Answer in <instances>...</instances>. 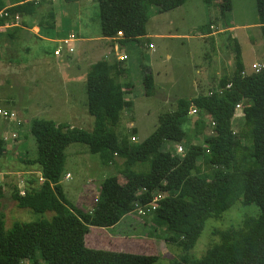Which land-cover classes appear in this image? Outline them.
<instances>
[{
    "label": "trees",
    "instance_id": "1",
    "mask_svg": "<svg viewBox=\"0 0 264 264\" xmlns=\"http://www.w3.org/2000/svg\"><path fill=\"white\" fill-rule=\"evenodd\" d=\"M68 1V0H67ZM188 0H98L101 35L106 39L122 34V45L147 36L149 6L160 14L185 5ZM217 0H202L210 10ZM223 19L232 11L231 0H220ZM47 0H29L8 9L11 16L22 19L39 15ZM259 25L264 38V0H256ZM3 7L0 5V12ZM48 14V15H47ZM39 28L44 34L54 30L55 15L51 11L41 17ZM212 21L206 25L209 32ZM12 31L11 39L15 38ZM235 72L222 78L216 90L191 100L177 102L175 112L159 118V125L141 144L130 143L118 135L116 127L133 102L125 99L131 85L123 82L128 69L122 62L101 61L87 75V109L94 118V129L85 131L50 120L34 121L30 133L37 143V158L24 163L37 167L43 179L34 188L28 181L25 196L16 190L12 199L19 209L38 213L52 212L51 221L16 223L10 231L0 216V264H155L156 256L94 250L86 246L91 228L116 226L135 210V203H153L158 195L156 211L151 214L156 230L171 233L168 242L182 252L171 264H264V69L245 73L241 46L230 38ZM145 95L154 94V76L142 68ZM237 106L242 108V128L233 129ZM192 110L199 119L196 128H204L203 117L215 124L212 135L203 145H193L183 129ZM4 143V142H3ZM2 143V144H3ZM72 144L87 146L93 155H100L104 165L123 159L118 178H109L101 186L90 213L77 208L67 199L62 181L67 162L66 150ZM167 144L183 145V156L166 150ZM5 152L0 151V162ZM201 161V163H199ZM149 164V171L136 173L137 165ZM256 206L259 217L246 219L238 229L218 232L222 243L201 259L189 254L196 246L209 219H220L237 201Z\"/></svg>",
    "mask_w": 264,
    "mask_h": 264
},
{
    "label": "rangeland",
    "instance_id": "2",
    "mask_svg": "<svg viewBox=\"0 0 264 264\" xmlns=\"http://www.w3.org/2000/svg\"><path fill=\"white\" fill-rule=\"evenodd\" d=\"M1 1L4 2V6H7L10 3H17L18 0ZM231 2L232 12L226 16L225 20L222 19L219 9H214L215 11L212 12L211 9L205 7L202 0L189 1L183 7L166 14H160L155 6L148 7L150 20L147 30L151 32L160 30L159 32L169 37L154 40L153 44L157 52L155 54H152V50L148 48L149 41L147 40L136 44L139 53L131 46L119 47V54L127 55L129 59L123 66L130 70L126 80L132 86V93L129 95L134 105L130 112L122 115L121 122L115 129L118 135L126 136L130 143H133V137L137 139V144L147 140L158 127L159 118L162 115L175 112L179 100H190L196 96L194 83L200 78L198 72L204 68L208 70V67H211L214 72L217 58L222 55L220 51L230 52L233 58L231 66H235V55L228 46L230 38H236L235 40L241 46L242 62L249 74L253 73L254 62H258V64L264 62V38L259 25L256 0H231ZM55 10L57 28L65 31L61 34L72 32L80 37L93 39L102 37L98 0H78L76 3L67 4L64 8L63 5H55ZM155 16L156 18H154ZM35 19L39 21V18ZM211 19L217 21L216 28L213 30L215 32L218 31V28L223 29L219 25L221 22L228 28L248 26L249 29L241 28L232 34L224 35L221 42L224 47L218 46L217 43L215 47L211 45L212 42L207 44L200 38L202 31ZM56 31L51 32L49 37L46 36L48 34L43 33L41 36L43 39L32 36L27 44L20 46L15 41L8 43L7 51L3 56L6 66L0 65V100L2 99L5 104L7 100L17 101L16 104L11 105L12 110H9L19 115L16 122L0 120V151L5 152L0 162V180L4 178V175L9 174L5 176L2 186H0V216H4L7 231H10L16 223L30 224L51 221L55 216L52 212L42 214L31 209H19L17 203L12 199L14 187L18 188L20 179L26 185L28 181L35 179L36 188L41 186L39 169L24 163L34 160L38 156L37 143L30 133L32 121L35 119L50 120L59 124H69L73 128L85 131L94 129L95 120L88 113V98L84 85L78 87L76 95L71 97L69 106L64 108L56 104L54 108L50 106L49 110L42 106L41 111L38 112L36 107H34L36 111H32L30 104L37 102L36 98L38 97L42 98L43 96V100L46 99V94L40 96L31 92L32 88L15 75L14 64L16 62H14V58L17 55L19 57L16 60L29 64H35L41 59L53 58L57 45L51 36L55 37ZM170 36H177V38ZM178 36H182L181 39ZM96 44L98 50L94 59L89 63L85 62L84 67H82L83 63L81 65L86 74L89 73L91 65L112 60L114 57V47L117 44L104 40ZM215 48L216 51L213 52ZM10 65L11 69L8 70ZM143 67L150 68L155 79V90L151 97L145 95ZM39 69L41 74L46 70L44 67ZM43 80L42 78L39 89L44 88L42 91L47 92L48 86H45L47 82ZM217 83L218 81H215L212 87L215 88ZM236 114L233 129L235 132H239L240 121H242L241 110H238ZM198 119L197 114L190 115L183 129L189 134L193 145L201 146L204 139L212 135L213 126H209L208 117H203L204 128L197 129L195 124ZM18 120L23 122L22 127H19ZM15 132L19 134L18 139L3 143L4 135L8 133L10 136ZM26 137L27 139H25ZM121 137L123 136L120 135ZM172 146L175 145L172 144ZM180 146L183 147L185 153V147ZM165 148L168 150V146ZM176 149L177 147L169 148L174 154H177ZM66 156L65 173L69 172L72 175L71 181H62L67 199L77 208L83 207L88 213L91 212L105 180L114 177L118 178L120 182L124 180L120 175L124 168L123 159L117 158L114 164L104 165L101 156L91 154L89 148L83 144H72L67 148ZM149 168V164H145L137 165L133 170L136 173H142L148 172ZM3 185L5 190L2 189ZM259 215L258 207L244 206L242 200L237 201L220 219H209L206 222L200 239L189 254L192 258L201 259L211 249L222 243L221 235L217 234L218 232L238 229L246 219H257ZM150 216L151 214H147L145 217H139L137 213H133L132 219L135 220L124 221L121 226L116 228V232H89L86 246L90 249L111 252V250H121L122 245V248H125L129 254L156 256L158 261L155 264H171L175 258L181 255L182 251L168 242L171 233L165 229L156 230ZM117 234L126 237L122 240H115L118 242L108 240L110 236L115 237ZM129 235L132 236L128 240Z\"/></svg>",
    "mask_w": 264,
    "mask_h": 264
},
{
    "label": "crops",
    "instance_id": "3",
    "mask_svg": "<svg viewBox=\"0 0 264 264\" xmlns=\"http://www.w3.org/2000/svg\"><path fill=\"white\" fill-rule=\"evenodd\" d=\"M9 1H12V0H9ZM28 1L29 0H18L17 3L14 2V4L10 3L9 5L7 4V6H4V2H2L0 0V5L3 7L2 11H4V10L8 11L9 8H11L15 5H18V4L26 3ZM36 1L39 2L40 0H36ZM189 1H192V0H188L187 3ZM76 2H78V0H68V1L67 0H47V3L45 5H43L42 8H40L39 15H36L35 17L27 18V19H22V17H21V22H20L19 27H17V32H13V35H15L14 39H11L9 37V36H11L10 33L12 34V31L10 33L3 34L0 36V65L3 67L5 65L4 61H3V56L7 51V44L10 42H14V41L16 42V44L18 46H20L21 44H27L32 36H34L35 38H38V39H43V37H41L43 32H41V29L39 28V23L42 21L41 17L44 16L46 13H49L51 11L55 15V21H54L55 27H54V30H52L51 32H53L55 30H57V31H56L55 37L54 36H51V37L54 39L53 42L57 46L54 49L53 58L52 59L46 58L44 60L41 59V60L36 61L35 64L34 63L29 64L28 62L26 63V62L21 61V60H16L19 57V55H17L14 58V62H16L14 64V72H15V75L18 77V79L21 81L23 80L24 83H27L28 87L32 88L31 92H34L35 94H39L40 96L42 94H46V96H47L46 99L48 98L47 100L46 99L43 100V96H42V98H40V97L36 98L37 102L30 104V109L32 111H36V109L34 108V107H36L38 109L37 111L39 112V111H41L42 106H43V108L47 107L46 110H49L50 106H53V108H54V106L56 104L61 105L62 107L65 108L66 106H69L71 99H72L71 97H74L76 95V93L78 91L77 89L79 86L84 85L86 88V80H87L88 74L83 72L82 67H84L85 62L89 63L96 56L97 50H98V47L96 44L97 42L104 40V41H109V42H112L113 44L118 45V46L115 45V47H114L113 59L108 60V62L112 63V62H118L117 61V55L118 56H127V55L119 54V52H120L119 47L125 48L127 46H131L132 48H134L137 51V53H139V50L136 49L137 48L136 44L138 45L141 41L147 40V41H149L148 48L150 45L153 46V49H151L152 50L151 53L155 54L157 52L155 50L156 47L153 44L154 40L169 37V36H166L163 33L159 32L160 30H155L152 32L147 30V36L145 38L140 39L137 42L136 41L135 42H128V43L122 45L120 43L121 41H123L122 34H119L118 37L114 38V39H106L103 37L96 38V39L88 38V37H80V36H78L72 32H68L67 34H63V33L61 34V32H65V31L64 30H58V28H57V22H56L57 16H56L55 5H63V8H64L67 4H73ZM220 4H221L220 0L215 1L214 6L211 8L212 12H214L216 9H219ZM183 6H181V7H183ZM35 18H39V21ZM154 18H156V16ZM216 19L214 21L212 19L209 20V23L212 21V26H211L210 32L207 29H204L201 33V36H200V38L202 40H204L207 44L212 42V44H211L212 46H215L217 43L218 46L224 47V45H222V43H221L223 38H224L223 37L224 35H226L228 33L232 34L236 31L240 30L241 28L246 29V30L249 29L248 26H232V27L228 28L227 25H225L221 22V24L219 23V25L223 29L218 28V31L215 32L213 30H215V28H216V23H217ZM149 20H150V18H149ZM223 20H225V19H223ZM147 26H148V24H147ZM59 29H60V26H59ZM260 29H261V26H260ZM50 34H52V33H49V35H46V36L49 37ZM170 37L177 38V36H170ZM178 37H179V39H181L182 36H178ZM65 41H69V44L67 47L72 49L73 52L70 53L67 50H63L62 55L56 56L55 52L57 51V49L60 46L65 48V45L63 44V42H65ZM215 51H216V48L213 50V52H215ZM220 52L222 55L220 56V58H217L218 61L216 62V66H215L216 70L214 72H212L211 67H208L209 68L208 70H206V68H204V70L201 69L200 72H198L200 78L197 79L194 83V93L196 95L194 98H196L197 96H199L201 94L208 95L211 91L216 90V88L218 87L219 82L222 78H224L226 76H230L235 72V66L234 65L231 66V62L233 61L232 54H230V52H228V51L226 53H224L223 50ZM168 59H170L169 56H168ZM105 61H107V60H105ZM127 61H125V62H127ZM125 62H122V63L124 64ZM82 63H83V65H82ZM255 64H258V62L253 63V65H255ZM261 64H264V62H262ZM81 65H82V67H81ZM93 65H95V64H93ZM93 65H91L90 67H92ZM10 67H11V65L7 69L8 70L11 69ZM43 67L46 68V70H45V72H42V71L41 72L45 77L39 71L40 70L39 68H43ZM129 72H130V70L128 69V75H129ZM26 73H28V74H26ZM245 73L249 74L246 67H245ZM42 78L44 79L43 81L47 82V83H45V86H48L47 92L42 91V90H44V88L41 90L39 89V87L41 85ZM215 81H218V83L216 86H214L215 88H213L212 85H213V83H215ZM123 82L128 83L126 78L123 80ZM154 82H155V79H154ZM208 86H210V87L208 88ZM131 89H132V86H131ZM131 89L125 90V93H126L125 99L127 101L133 102L132 100H130L131 97L129 95L132 93ZM191 99H193V98H191ZM0 102H1L0 107L8 109V110L11 109V105H14L15 102L17 103V101H14V100L13 101L7 100V103L5 104L2 99L0 100ZM133 105H134V103H133ZM127 112H130V111H125L124 113H127ZM17 116L19 117L18 114H17ZM37 120H40V119L33 120L32 124L34 121H37ZM16 121H14V122H16ZM18 122H19V127H22L23 122H21V120L20 121L18 120ZM57 124H59V123H57ZM242 125H243V123H242V121H240L239 130H241ZM17 129H19V128H17ZM17 132H15V134L19 135ZM5 136H8V133L3 136V142L4 143H6L4 141ZM25 139H27V137ZM166 146H168V150H169V148L174 149V148L178 147V145H175L173 147L172 144H167ZM8 175L9 174L4 175V178L2 180H0V184H1L0 186H2V181H4L5 176H8ZM65 175L66 176L63 179V181H68V180L71 181L72 180L71 173L67 172ZM67 175L70 176V179H66ZM20 181H22V179H20ZM125 182H126L125 180H123V182L119 181V183L121 185H124ZM28 185H29V183L27 184V186ZM40 185H41V183H40ZM33 187L36 188L35 185H33ZM2 189L5 190L4 185H3ZM16 190H18V188L14 187L13 193ZM65 195H66V193H65ZM80 209H83V207H81ZM132 214L126 216L116 226H113L110 228H105V229L91 228L90 232H98V233H103V232L107 233L110 231L116 232V228L118 226H121L124 223V221L135 220L134 218L132 219ZM160 230H163V229H160ZM125 235H127V234H125ZM131 236L132 235H129L127 237L128 240ZM125 237L126 236L117 234L115 237L110 236V238L108 240H110V241L111 240H114V241L115 240H122V238H125ZM87 239L88 238H86V242H87ZM115 242H118V241H115ZM124 247H126V245H124ZM120 249L121 250H111V252L129 253V252L125 251V248H122V245H121ZM94 250H99V249H94Z\"/></svg>",
    "mask_w": 264,
    "mask_h": 264
},
{
    "label": "built area",
    "instance_id": "4",
    "mask_svg": "<svg viewBox=\"0 0 264 264\" xmlns=\"http://www.w3.org/2000/svg\"><path fill=\"white\" fill-rule=\"evenodd\" d=\"M21 22V16L20 15H16V16H11L7 10H4L2 12H0V36L3 34H7L10 33L11 31H13L14 29H17V27H19ZM63 44L65 45V48L60 46L57 51L55 52L56 56H60L62 55V51L63 50H67L70 53L73 52L72 49L68 48V44L69 41H65L63 42ZM150 49H153V46H149ZM128 60L127 56H118L117 55V61L118 62H125ZM264 69V64H255L252 66V70L255 73H260L262 70ZM246 73H243V76H245ZM242 112V108L241 106H237L236 108V113L237 111ZM197 114V112L195 110H192L190 115H195ZM237 114H235L236 117ZM243 116V114H242ZM18 119L17 114L14 111L5 109L0 107V120H5V121H11L14 122ZM235 119V118H234ZM211 125L214 127L215 124L213 123V120L211 118H209ZM16 139H18V135L13 133L10 136H5L4 137V141L5 142H10L11 140L15 141ZM132 142L133 143H137V139L136 138H132ZM176 152L178 155L183 156L184 155V149L181 146H178L176 149ZM66 179H70V176L67 175ZM40 183H43V179L42 177H40ZM26 183L23 181H20V185H18V194L20 196H25L26 192H27V187H26ZM162 199V196L158 195L154 198L153 203L143 206L139 203H135V210L133 213H137V215L139 217H145L147 214L152 213L154 211H156V203ZM23 263L21 264H30L28 261H22Z\"/></svg>",
    "mask_w": 264,
    "mask_h": 264
}]
</instances>
